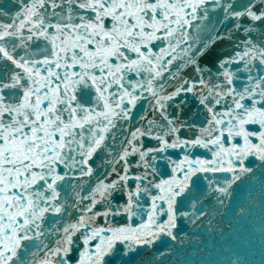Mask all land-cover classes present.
<instances>
[{
    "label": "snow or ice",
    "instance_id": "1",
    "mask_svg": "<svg viewBox=\"0 0 264 264\" xmlns=\"http://www.w3.org/2000/svg\"><path fill=\"white\" fill-rule=\"evenodd\" d=\"M0 264H264V0H0Z\"/></svg>",
    "mask_w": 264,
    "mask_h": 264
},
{
    "label": "water",
    "instance_id": "2",
    "mask_svg": "<svg viewBox=\"0 0 264 264\" xmlns=\"http://www.w3.org/2000/svg\"><path fill=\"white\" fill-rule=\"evenodd\" d=\"M214 257H215V254L213 253V254H210V255H208V256L191 257V259H198V260L203 261V260H205V259H212V258H214Z\"/></svg>",
    "mask_w": 264,
    "mask_h": 264
}]
</instances>
